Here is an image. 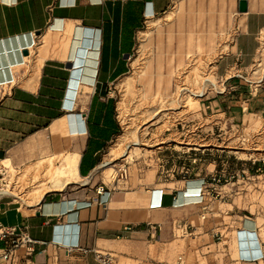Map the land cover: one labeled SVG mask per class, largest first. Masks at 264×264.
I'll use <instances>...</instances> for the list:
<instances>
[{"label":"crops","instance_id":"crops-1","mask_svg":"<svg viewBox=\"0 0 264 264\" xmlns=\"http://www.w3.org/2000/svg\"><path fill=\"white\" fill-rule=\"evenodd\" d=\"M173 1L0 0V163L28 167L47 156L75 157L77 171L73 181L47 191L37 203L1 199L0 223L32 240L27 250L16 251L15 264H103L99 255H110L113 264H176L179 256L185 264H264L255 219L234 230L222 212L185 203V194L197 199L196 181L182 183V189L157 181L133 206L132 193L104 184L106 170L102 181L96 177L106 147L120 133L112 86L129 72L145 24ZM192 51L184 48L187 62L184 56L177 60L182 65L177 74L195 60ZM177 74L166 80L147 77L141 99H173ZM244 80H232L225 86L228 96L209 102L214 117L228 110L233 121L264 120V71L256 80ZM100 186L105 193H98ZM176 223L187 234H174ZM217 231H225L220 244L213 237ZM232 232L235 251L229 247ZM178 239L183 246L174 258L170 245ZM147 242L157 257L142 253Z\"/></svg>","mask_w":264,"mask_h":264},{"label":"rangeland","instance_id":"rangeland-1","mask_svg":"<svg viewBox=\"0 0 264 264\" xmlns=\"http://www.w3.org/2000/svg\"><path fill=\"white\" fill-rule=\"evenodd\" d=\"M247 1L248 11L239 13L238 0H174L165 13L145 24L129 72L112 86L120 133L106 147L104 167L96 177L102 181L101 171L106 170L104 184L132 193L129 201L136 206L157 181L182 189L177 182L185 169L191 173L189 179H196L195 174L217 175L222 187L211 204L213 211L222 212L223 222L234 230L240 228L238 223L255 219L264 240V120L250 116L233 121L228 110L214 117L207 108L209 102L230 94L225 86L232 80H256L264 71V0ZM185 47L193 50L188 56L195 60L177 74L182 66L177 60L187 58ZM175 74L179 86L173 99H141L147 77L166 80ZM48 157L28 167L9 160L1 163L9 179L18 182L11 196L30 204V193L51 185L46 163L52 160L60 168L66 159ZM58 160L61 165L56 166ZM232 235L228 245L235 251ZM182 246V241L173 240L174 258ZM155 251L147 242L142 253L157 257Z\"/></svg>","mask_w":264,"mask_h":264},{"label":"built area","instance_id":"built-area-1","mask_svg":"<svg viewBox=\"0 0 264 264\" xmlns=\"http://www.w3.org/2000/svg\"><path fill=\"white\" fill-rule=\"evenodd\" d=\"M197 159L193 158L192 161L195 162ZM0 201L4 197H8L11 195L6 194L7 190L13 189L16 181L13 179H9L8 177V168L0 163ZM184 170V167H182ZM183 172V171H182ZM191 173H189L188 169H185L183 172V178L180 180L185 186H187L190 182L196 181L198 185L196 186V198L192 200L188 194H185V203H189L190 201L201 204L203 203L204 209L208 211V208L211 207V203H213L219 196L221 192L220 179L217 175H210L209 177H201L198 174H195L196 179H189ZM8 178V179H7ZM179 182V181H178ZM98 193H105L104 186H100ZM109 196V195H107ZM181 203V204H185ZM153 208V207H152ZM211 211V210H209ZM205 215H202L201 218L205 219ZM225 232V231H224ZM217 231L214 233L213 237L216 240L217 244L223 239H226L225 233ZM180 233L179 236H183L187 234V229L183 227L181 224H174V234ZM0 241L4 243V246L0 248V264H15V260L17 259L16 251L25 246L26 250L27 246L32 244V240L27 235L25 231H20L16 227L13 226H5L0 223ZM225 253V252H222ZM98 259L103 264H113L112 257L110 255H99ZM176 264H185L181 257L177 258Z\"/></svg>","mask_w":264,"mask_h":264},{"label":"bare ground","instance_id":"bare-ground-1","mask_svg":"<svg viewBox=\"0 0 264 264\" xmlns=\"http://www.w3.org/2000/svg\"><path fill=\"white\" fill-rule=\"evenodd\" d=\"M181 90L186 91V88H184V89L182 88ZM183 91H181V92H183ZM138 145H140L139 141L134 144V146H138ZM156 145H158V144H156ZM149 146H152V145H149ZM45 174L48 176L49 183H51V182L52 183L50 186L41 188V189L36 190L35 192L29 194V197L31 198L33 203H37L42 198L44 193H46L47 191L60 190L63 188V186L65 184L73 181L75 179V177H77L75 157L66 158L65 165H63L61 168L54 167L52 160H49L47 162ZM191 183L192 182H190L188 185H190ZM15 185L16 186H14L13 189L7 190L5 193L8 195H13V191L17 187H19L17 181H16Z\"/></svg>","mask_w":264,"mask_h":264},{"label":"water","instance_id":"water-1","mask_svg":"<svg viewBox=\"0 0 264 264\" xmlns=\"http://www.w3.org/2000/svg\"><path fill=\"white\" fill-rule=\"evenodd\" d=\"M237 9L239 13H246L248 11L247 0H238Z\"/></svg>","mask_w":264,"mask_h":264}]
</instances>
